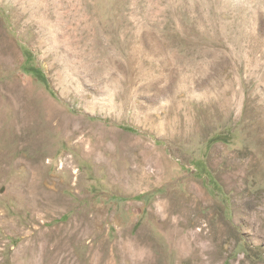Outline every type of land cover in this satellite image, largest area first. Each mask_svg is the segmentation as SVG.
<instances>
[{
    "label": "rangeland",
    "instance_id": "1",
    "mask_svg": "<svg viewBox=\"0 0 264 264\" xmlns=\"http://www.w3.org/2000/svg\"><path fill=\"white\" fill-rule=\"evenodd\" d=\"M30 262L264 264V0H0V264Z\"/></svg>",
    "mask_w": 264,
    "mask_h": 264
},
{
    "label": "bare ground",
    "instance_id": "2",
    "mask_svg": "<svg viewBox=\"0 0 264 264\" xmlns=\"http://www.w3.org/2000/svg\"><path fill=\"white\" fill-rule=\"evenodd\" d=\"M49 113H50V112H49ZM195 240H196V239H195ZM196 241H197V240H196ZM194 242H195V241H194ZM196 245H197V244H196ZM196 245H195V246H196ZM32 246H33V245H32ZM32 248H33V247H32ZM36 249H37V248H36ZM35 251H36V250H35ZM196 251H199V250H198L197 248H195L194 252H196ZM32 252H33V251H32ZM36 253H38V252H36ZM36 253H35V254H36ZM33 254H34V253H33ZM32 256H34V257L37 258V257H39L40 255H39V256L32 255ZM32 261H33V260H32ZM34 262H37V261H34ZM34 262H32V264H37V263H34ZM38 262H39V261H38ZM30 264H31V262H30Z\"/></svg>",
    "mask_w": 264,
    "mask_h": 264
},
{
    "label": "trees",
    "instance_id": "3",
    "mask_svg": "<svg viewBox=\"0 0 264 264\" xmlns=\"http://www.w3.org/2000/svg\"><path fill=\"white\" fill-rule=\"evenodd\" d=\"M122 128H124L125 130H128V131H130V132H133V131H134V130L131 129V128H127V127H122Z\"/></svg>",
    "mask_w": 264,
    "mask_h": 264
}]
</instances>
